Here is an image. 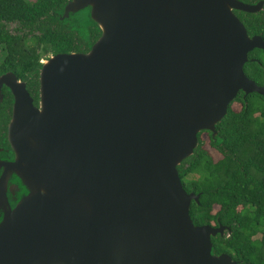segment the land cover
I'll return each mask as SVG.
<instances>
[{
    "label": "water",
    "instance_id": "95a60500",
    "mask_svg": "<svg viewBox=\"0 0 264 264\" xmlns=\"http://www.w3.org/2000/svg\"><path fill=\"white\" fill-rule=\"evenodd\" d=\"M263 10V0H69L60 20L87 12L101 33L89 52L41 61L37 106L25 82L0 76L14 156L0 157V264H238L212 253L225 227L194 225L200 194L178 168L201 133L217 136L239 93L264 99L244 70L264 39L236 14Z\"/></svg>",
    "mask_w": 264,
    "mask_h": 264
},
{
    "label": "trees",
    "instance_id": "16d2710c",
    "mask_svg": "<svg viewBox=\"0 0 264 264\" xmlns=\"http://www.w3.org/2000/svg\"><path fill=\"white\" fill-rule=\"evenodd\" d=\"M68 1L0 0V76L10 72L25 82L36 106L41 61L50 55L87 53L101 36L87 12L60 20ZM236 14L250 37L264 39V10ZM249 59L256 62L245 66L246 75L264 86V51L255 50ZM3 93L0 145L12 106L8 90ZM243 97L239 93L233 102L240 110H233L232 104L217 125V136L208 133L209 146L221 158L215 161L200 141L178 171L185 191L200 194L198 204L193 202L190 208L194 225L226 228L223 236L211 239L212 253L228 254L238 264H264V99L255 94Z\"/></svg>",
    "mask_w": 264,
    "mask_h": 264
},
{
    "label": "flooded vegetation",
    "instance_id": "af4514ba",
    "mask_svg": "<svg viewBox=\"0 0 264 264\" xmlns=\"http://www.w3.org/2000/svg\"><path fill=\"white\" fill-rule=\"evenodd\" d=\"M3 90L0 91V103L3 100V95H4ZM11 112H12V106H11V110L9 111L10 119H11ZM7 126H6V133L4 134V143L0 145V157L3 158L2 159L3 161H8V160L12 161L14 159V156L11 153V150L8 148V145H7V138H6ZM12 174L13 173H11L8 176L6 180V185H5V190L7 191V198H8L7 205H9V207H12L14 205L13 199H15V197H13V195H17V193L19 192V185H17V183L14 184V180L12 179L13 178Z\"/></svg>",
    "mask_w": 264,
    "mask_h": 264
},
{
    "label": "rangeland",
    "instance_id": "374dc122",
    "mask_svg": "<svg viewBox=\"0 0 264 264\" xmlns=\"http://www.w3.org/2000/svg\"><path fill=\"white\" fill-rule=\"evenodd\" d=\"M232 108H233V110H235V111H239V110H240V105L237 104V103H234V104L232 105ZM200 141L204 143V144H203V145H204V146H203V149H204L205 151H207V152L209 153V155H210L215 161H217V160H219V159L221 158V156H220L215 150H213V149L209 146V134H208V133H201V134H200ZM217 210H218V208L215 207L214 212H216ZM257 237H259V236H257Z\"/></svg>",
    "mask_w": 264,
    "mask_h": 264
}]
</instances>
